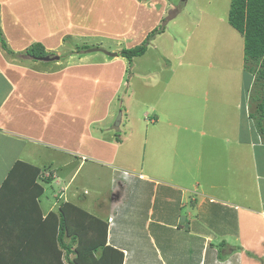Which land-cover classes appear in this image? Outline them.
<instances>
[{
	"label": "crops",
	"instance_id": "1",
	"mask_svg": "<svg viewBox=\"0 0 264 264\" xmlns=\"http://www.w3.org/2000/svg\"><path fill=\"white\" fill-rule=\"evenodd\" d=\"M59 14L48 11L47 0H0V35L6 45L3 48L0 43V188L17 162L41 169L38 183L42 185L41 180L49 178L48 185L58 187L52 195L55 202L45 210L40 207L42 219L55 213L63 202L95 218L100 215L107 225V245L122 252V264L127 260L128 264H264V141L249 112L253 83L247 79L249 88L242 91L239 83L230 88L217 82L203 93L204 104L198 105L197 113L188 109L198 95L187 93L178 123L170 119L176 109V94L167 89L170 78L150 85L154 95H165L164 105L158 107L156 101L147 109L142 104L141 117L149 116L150 111L151 131L163 125L164 132L154 133L146 165L145 161H129L134 153L119 158L125 142L133 136L132 130L118 138L107 134L111 131L109 119L116 116L112 104L124 90L127 70L123 66L113 72L114 62H121V57L107 58L102 52L86 51L76 62L73 57L66 61L60 58L57 50L72 45V40L63 39ZM32 44L41 45L56 59L28 56ZM93 53L106 57L96 61L95 55H89ZM100 67H110L113 73L101 69L107 74L97 78L84 74ZM152 75L142 70L135 78L147 84ZM152 77L155 83L157 78ZM99 85L109 94L101 105L103 114L95 117L91 116L95 104L92 92ZM177 101L180 107L181 100ZM213 112L210 124H204V118L193 121ZM128 113L125 105L120 124L124 116L131 117ZM188 134L195 136L197 148L202 149L184 159ZM87 163L100 168L99 174L88 173V178L80 181L78 175ZM130 176L153 183L151 191H133V182H127L126 189ZM103 181L107 183L104 192L100 187ZM73 184L76 186L69 190ZM83 189L89 191L81 193ZM132 196L149 199L152 204L143 224L140 220L145 216L130 203ZM156 198L161 205L153 207ZM52 220L55 222L52 217L49 224ZM31 240L44 243V239Z\"/></svg>",
	"mask_w": 264,
	"mask_h": 264
},
{
	"label": "rangeland",
	"instance_id": "2",
	"mask_svg": "<svg viewBox=\"0 0 264 264\" xmlns=\"http://www.w3.org/2000/svg\"><path fill=\"white\" fill-rule=\"evenodd\" d=\"M47 3L49 12L55 11L60 13L59 16L61 15V25L58 24V20L57 24L63 31V39L68 41L70 38L72 40V45L66 44L67 48L63 47L57 50L58 56L65 57V61L72 57L73 62L82 59V54H86L90 48H103L105 51L116 53L117 56L122 49L140 45L155 27H159L158 30L161 28L162 33H155L148 40L145 53L141 57L134 58L131 66L121 58V62H114L113 65V72L121 71L125 67L127 75H125L124 90L120 91L122 93L118 95V100L116 97L112 104L111 110L112 113H116V116L109 119L111 131L107 135L116 134V138H118L119 135H129L131 130L133 133V136L129 137L130 139L121 149L119 158L126 157L128 153H134L135 156L129 161H134V163L145 161L146 165L150 161V142L154 133L156 131L164 132L163 125H159L158 130L151 131L150 111H148L149 116L141 117L142 104L147 109H150L156 101H158V107L164 105L165 95L161 97V92H156L154 95L149 89L150 85L162 84L170 78L171 83L167 89L171 94H176L173 100L176 109L172 112L173 116H169H172L170 118L172 121L178 123L182 119L180 115L182 112L179 109L185 108L183 102L189 98L187 93L192 95L191 92H194L198 95L195 105L192 102V106L188 109L197 113L198 105L204 104L203 93L209 91L215 84L217 86V82L226 83L230 88H234L239 83V88L242 91L249 88L247 79L249 82L251 81V84L253 83L251 73L248 71L244 73L243 37L228 23L231 0H47ZM34 45L32 44L28 49ZM89 55H95L96 61H102L106 57L102 53ZM49 58L56 59L53 56H49ZM101 69H107L113 73L110 67H100L96 72L89 70L84 74H88L89 77L96 76L97 78V75L105 77L107 73L102 72ZM142 70L153 73L152 76H156L157 81L153 83L151 76L147 80L148 83L144 84L135 78V74ZM92 94L95 104L91 116L99 117L104 112L101 111V105L109 93L107 88L103 89L99 85ZM261 94L262 91L258 85L250 87L251 98L257 96L259 99ZM170 95L167 93V98H170ZM177 98L181 100L180 107ZM251 98L249 112L254 114L256 101ZM125 105L129 111L128 115L131 117L125 119L124 116L122 123H118L119 126L117 117L118 114H124ZM215 112L210 116L197 117L193 121L198 122L199 119L204 118V124L208 122L210 124ZM160 120L167 121L168 119L161 118ZM191 126H194L193 122ZM193 137L195 136L188 134V138H186L189 148L184 147L186 151V155L182 157L184 159L189 153L202 149L197 148L196 143L198 142ZM135 139L138 140L136 148H134ZM191 142H194L195 145ZM99 169L87 163L81 169L78 180L83 181L84 177L88 178V173L96 176L99 174L97 172ZM106 184V181H103L102 186L100 182L102 192L106 191L103 188ZM42 185L44 194L40 198L39 208L45 210V207H49L55 202L52 195L58 191V187L45 183ZM74 186L76 184L69 187V190ZM84 191L89 190L83 189L81 193ZM98 213H101V210ZM95 216L102 219L100 215ZM65 242H68V237H65ZM53 243V237H51L47 245H53ZM26 252H31L30 245L26 246ZM59 256L63 264H68L61 249Z\"/></svg>",
	"mask_w": 264,
	"mask_h": 264
},
{
	"label": "trees",
	"instance_id": "3",
	"mask_svg": "<svg viewBox=\"0 0 264 264\" xmlns=\"http://www.w3.org/2000/svg\"><path fill=\"white\" fill-rule=\"evenodd\" d=\"M228 23L243 37L244 69L253 75V85H258L262 91L259 99L255 96L251 100L256 101L252 117L256 119L259 134L264 141V0H231ZM158 28L155 27L140 45L122 49L118 57L124 58L131 66L134 58L141 57L145 53L148 40L155 33L161 32V28L159 30ZM0 43L6 48L1 35ZM27 55L33 59L49 56L38 44L28 49ZM40 172L41 169L35 166L17 162L1 185L0 264H63L59 256L60 249L62 253L64 252L63 257L68 264H122V252L116 247L107 245L106 223L84 210L63 202L55 213H50L42 219L39 200L44 190L38 183ZM41 181L47 185L50 183L49 178ZM127 182L134 183H129L133 191L150 192L153 187V183L134 176L128 177ZM128 183L126 189L129 188ZM142 184H148L149 187L135 188L136 185ZM130 203L143 211L145 217L140 223L146 222L147 210L152 208L150 200L144 201L132 196ZM160 205L161 201H157L156 198L153 207ZM52 217L55 222L52 220L53 222L49 224ZM110 221L112 223V219ZM112 228L113 226L111 230ZM150 233L155 237L153 232ZM173 233L177 235L176 232ZM146 236L144 234L143 238L146 239ZM51 237L54 243L47 245ZM65 237H68V242H65ZM31 239H44V243L42 245L32 243ZM147 241L149 243V239ZM29 245L31 252H26V246ZM148 246L156 256L152 245ZM139 252L144 253V249H139ZM71 256L72 258L69 259ZM125 264H128V260Z\"/></svg>",
	"mask_w": 264,
	"mask_h": 264
},
{
	"label": "water",
	"instance_id": "4",
	"mask_svg": "<svg viewBox=\"0 0 264 264\" xmlns=\"http://www.w3.org/2000/svg\"><path fill=\"white\" fill-rule=\"evenodd\" d=\"M185 1V0H183ZM88 52H102L104 53L105 55L107 56H110V57H115L116 56V53H111V52H108V51H105L103 49H100V48H91V49H88L87 50ZM56 58V57H55ZM43 61H51L52 58H49V56H46L44 58H42ZM120 116L121 114H118V117H117V124L120 122Z\"/></svg>",
	"mask_w": 264,
	"mask_h": 264
}]
</instances>
